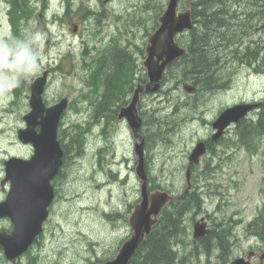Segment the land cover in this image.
I'll use <instances>...</instances> for the list:
<instances>
[{"label":"rangeland","instance_id":"1","mask_svg":"<svg viewBox=\"0 0 264 264\" xmlns=\"http://www.w3.org/2000/svg\"><path fill=\"white\" fill-rule=\"evenodd\" d=\"M161 1L28 0L32 13L24 20L23 33L24 37L39 34L31 46L39 56L41 70L24 78L7 99L0 98V183L4 159L11 155L29 157L33 152L30 144L18 140L17 130L25 126L23 115L30 111V84L44 71H48L42 94L45 106L67 99L58 122L57 138L62 148L68 146L56 180L58 200L44 223L42 235L21 257L7 261L3 256L0 264L104 262L115 256L121 242L130 235L127 218L140 195L139 180L134 173L133 136L127 123L117 120L120 107L108 121L94 118L96 100L91 102L95 96L92 84L94 72L101 65L100 57H106L104 74L110 66L107 55L111 45L131 52L133 87L147 80L141 64L143 49L156 27L150 26ZM167 1L163 0L164 7ZM6 6L9 4L0 0V45L10 34ZM255 23L242 42L261 41L264 55V30L257 28L259 22ZM188 33L177 37L181 45L185 46ZM94 37H98L99 43ZM234 46L219 53L208 52L219 57L212 68L221 75V80L211 77L216 81L212 88H205L204 81L203 88L198 89L184 75L180 63L173 64L160 89L143 93L138 104L142 118L139 132L145 140L150 186L160 184L174 193L196 190L199 195L200 206L188 210L180 223L186 264H230L237 257L250 264H264V234L253 225L260 222L263 210L264 134L255 132L252 126L249 150L238 145L235 136L243 126L242 119L218 141H211V122L221 111L240 102L264 100V64L254 69L240 61L234 54ZM3 66L4 57H0V68ZM122 80L120 77L117 89L120 94L126 89L127 80ZM222 80L225 82L220 83ZM185 85L196 89L187 92ZM133 87L121 106L129 101ZM121 99L122 96H116L114 103L100 113L109 114ZM258 108L251 114H256ZM72 137H79L82 147L79 148V141L71 144ZM198 141H205L208 149L198 164L190 165L188 155ZM7 188V182L3 190L0 184V199ZM201 218L210 228L208 234L228 231L223 236L224 247L210 237V254L199 241L201 238L193 237L194 224ZM0 228L11 231L8 218L0 219Z\"/></svg>","mask_w":264,"mask_h":264},{"label":"water","instance_id":"2","mask_svg":"<svg viewBox=\"0 0 264 264\" xmlns=\"http://www.w3.org/2000/svg\"><path fill=\"white\" fill-rule=\"evenodd\" d=\"M179 3L180 0H168L158 17V26L144 47L142 66L147 80L135 85L128 103L120 107L117 114V120H125L132 133L136 158L134 173L139 180V200L133 205L127 218L131 234L121 243L112 259L95 264H128L158 223L161 211L172 199L179 197L160 188L149 191L144 138L139 132L142 118L138 110L141 95L158 91L166 70L187 51L176 37L193 27L191 0H188L187 7L182 10L178 9ZM47 73L48 71H44L30 84V111L23 115L26 126L17 130L18 140L23 144H30L33 154L29 159L10 157L3 162L5 177L1 185L7 181L10 187L6 197L0 201V218H9L13 225L10 232L0 230V246L7 260H13L26 252L42 232L43 222L48 216V206L54 198L50 181L63 163V150L57 140V128L67 106V99L62 98L52 106H45L42 94ZM184 88L190 93L196 89L191 85H185ZM257 106L258 103H238L225 108L212 121L214 132L211 140L216 142L228 127L245 118ZM205 153L204 141L197 142L188 155L189 163L198 164ZM189 171L187 169V178ZM209 232L210 228L203 218L195 222L194 238H201ZM230 264L250 262L237 257Z\"/></svg>","mask_w":264,"mask_h":264},{"label":"trees","instance_id":"3","mask_svg":"<svg viewBox=\"0 0 264 264\" xmlns=\"http://www.w3.org/2000/svg\"><path fill=\"white\" fill-rule=\"evenodd\" d=\"M161 2L159 11L155 12L153 18L151 17V28L153 25L157 27V18L164 7L163 0ZM10 3L12 7L9 11V19L12 26V38L9 39V42H12L14 38L24 37V20H27L31 16L32 10L28 4V0H10ZM186 5L187 2L184 1L183 6L185 7ZM79 7L83 8V4H80ZM87 10L88 12H92L89 9ZM191 12L194 25L188 33V39L185 40L183 36L187 52L174 65L180 63L184 75L188 77L193 85H197L198 89L203 88L204 81L206 82L205 88H212L216 84V81H212L213 78L211 77L217 76L221 80V75L219 76L216 70L212 68L219 61V57L212 55V53L209 54V51L219 53V50L227 49L231 45L234 46L236 44L233 48L237 54H234L240 61L246 62L254 69H258L264 64V55H261V41L242 42L248 30L253 25H256L255 22H259L257 28L264 30V0H191ZM239 31L241 32L239 33ZM243 44L245 45L243 46ZM110 47V56L107 55L110 59V66H108L107 72L104 74L103 66L106 57L102 56L101 65L94 72V81L92 84L95 96L91 102L96 100L95 111L93 113L94 118L99 119L103 117L105 121L106 119L108 121L114 117L118 108L126 101L128 90L133 87L132 73L134 61L131 52L121 46L111 45ZM100 72H103L104 75H101ZM103 76L108 78L105 79ZM124 76L125 79L123 78ZM120 77H122V81L127 80L124 84L126 89L121 94L119 93L120 90H117ZM219 82L223 83L225 81L222 80ZM15 93H18V91ZM118 95L122 96L119 105L111 110L108 109L109 114L107 113L105 117L100 112L107 109L111 103H114V99ZM99 96L101 97L100 99ZM242 123L243 126L237 131L235 136L236 143H239L238 145L244 146L249 150L253 137L251 133L252 126L257 130L255 132L264 134V100L260 102L257 113L243 119ZM247 127L250 129H247ZM74 142H78L79 148L80 146L82 147L83 141L79 137H72L71 144ZM67 146H63L64 158ZM256 147L257 145H254L253 148L255 149ZM154 188L165 189V186L159 184L151 187L149 185L150 190ZM165 190L170 191L167 188ZM176 194L179 197L172 199L161 211L158 223L132 256L128 264H186V253L182 250L184 240L181 233H179L182 230L180 223L182 216L188 210L198 208L200 202L196 190ZM258 220L260 222L253 225L264 234V201L263 210L259 214ZM227 232L212 231L208 236L199 240L207 254L211 252L210 237H213L219 247H224L225 240L223 236L226 237ZM0 260L3 261L1 246Z\"/></svg>","mask_w":264,"mask_h":264},{"label":"clouds","instance_id":"4","mask_svg":"<svg viewBox=\"0 0 264 264\" xmlns=\"http://www.w3.org/2000/svg\"><path fill=\"white\" fill-rule=\"evenodd\" d=\"M38 36L37 33L14 38L0 45V57H4V66L0 68V98L7 99L24 78L41 70L39 56L31 46V41Z\"/></svg>","mask_w":264,"mask_h":264},{"label":"flooded vegetation","instance_id":"5","mask_svg":"<svg viewBox=\"0 0 264 264\" xmlns=\"http://www.w3.org/2000/svg\"><path fill=\"white\" fill-rule=\"evenodd\" d=\"M77 29V26L75 25L74 26V30H76ZM207 149H208V146H207ZM31 156V155H30ZM29 156V157H30ZM29 157H24V158H29ZM59 173L60 172H58V174L51 180V184H52V187H53V191H54V198L52 199V201H51V203H50V205H49V215H48V218L50 217V215H51V211H52V208H53V206H54V204L57 202V200H58V189H57V178H58V175H59ZM7 185H8V188H7V191H6V194L8 193V191H9V187H10V183L9 182H7ZM4 189V185H3V187H2V190ZM6 194L3 196V198H1L0 199V201L1 200H3L5 197H6ZM1 219V218H0ZM48 220V219H47ZM1 229H3V230H5L4 228H1ZM7 231V230H6ZM7 232H9V231H7ZM38 240V239H37ZM36 240V241H37Z\"/></svg>","mask_w":264,"mask_h":264},{"label":"bare ground","instance_id":"6","mask_svg":"<svg viewBox=\"0 0 264 264\" xmlns=\"http://www.w3.org/2000/svg\"><path fill=\"white\" fill-rule=\"evenodd\" d=\"M221 5V4H220ZM228 15V14H227ZM231 15V14H230ZM228 17V16H227ZM235 19V18H234ZM234 23V22H233ZM232 23V24H233ZM235 24V23H234ZM242 24V23H241ZM238 26V25H237ZM93 40L95 41V42H98L99 43V39H98V37H94L93 38ZM112 41V40H111ZM107 42H110V41H107ZM213 53V52H212ZM110 56V55H109ZM212 57V56H211ZM100 59H101V57H100ZM106 59V58H105ZM87 60V59H86ZM92 62V61H91ZM188 62V61H187ZM87 63V62H86ZM93 64V63H92ZM188 65V64H187ZM215 65V64H214ZM93 67V66H92ZM219 68V67H218ZM88 69V68H87ZM86 69V70H87ZM88 71V70H87ZM94 71V70H93ZM188 73V72H187ZM170 120V119H169ZM146 126H148V125H146ZM145 141V140H144ZM145 149V148H144ZM146 151V150H145ZM102 153V152H101ZM146 153V152H145ZM188 206V205H187ZM186 209V208H185ZM183 212V211H182ZM187 213V212H186ZM182 228V227H181ZM179 233H181V232H179ZM176 242V241H175ZM175 242H174V244H175ZM178 246V245H177Z\"/></svg>","mask_w":264,"mask_h":264}]
</instances>
